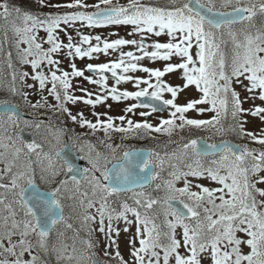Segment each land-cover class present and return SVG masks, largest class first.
Masks as SVG:
<instances>
[{"label":"snow or ice","instance_id":"snow-or-ice-1","mask_svg":"<svg viewBox=\"0 0 264 264\" xmlns=\"http://www.w3.org/2000/svg\"><path fill=\"white\" fill-rule=\"evenodd\" d=\"M35 2L0 3V123L23 102L82 131L58 130L59 167L2 145L0 264H264V0ZM161 136L170 154L134 143Z\"/></svg>","mask_w":264,"mask_h":264},{"label":"rangeland","instance_id":"rangeland-1","mask_svg":"<svg viewBox=\"0 0 264 264\" xmlns=\"http://www.w3.org/2000/svg\"><path fill=\"white\" fill-rule=\"evenodd\" d=\"M21 1L22 0H9L10 3L17 4V5L20 4ZM2 2H4V0H0V3H2ZM89 2H92V0H89ZM114 2H115V0H114ZM119 2L121 4H125V3L128 2V0H119ZM43 11L47 12V11H50V9H43ZM87 31H94L95 33H99L102 36H107L110 39H115L116 37L111 35V33L119 32L120 36L124 37V36H126V31L127 30L122 28V27L111 26V27H108V28H101V29L87 30ZM2 39H3V33L0 32V40H2ZM79 63L80 62L78 61V64ZM166 79H169L173 83L177 82V80H176V78L174 76H169ZM88 87H91V86H88ZM191 95H193V93H191V92L186 93L183 97H181V102H183V100L187 99ZM2 98H4V97H3L2 94H0V99H2ZM109 103L112 104V109L110 111V114L116 116V115H122L123 114V109L130 102L125 101V102H123L122 106H119V104H117L116 102H113V101H109ZM257 103H259V101H257ZM26 105L31 110H40V109H32L27 103H26ZM245 107L247 108V107H249V105L246 104ZM45 110H47V109H45ZM98 110L99 111H103L102 107L100 109H98ZM74 111H75V109H74ZM85 111H86V114H87V109H85ZM89 118H91V117H89ZM137 119H139V117H137ZM153 122H155L154 119H153ZM259 123L260 122L258 120L250 118V123H249L248 127H249L250 130H257V128L259 126ZM1 124H3V125H1ZM11 127H13L11 122L0 123V151H4V149L2 147L3 144H9L10 146L12 145L11 144V139H12V128ZM34 127L35 126H33V128ZM4 129H7V131H5ZM59 129L60 128L48 131L47 129H44L43 127H40L38 129V131L36 132V139H35V142L41 144L43 147H46L49 144V149L48 150H49V153L52 155V162L57 167H59V165L62 163V162H59L57 160H54V158H55L54 152L57 150V147H58L57 146V141H56V135H57ZM65 136H66V134H65ZM162 137L163 136L158 137V139H160ZM241 142L243 143V142H247V141H241ZM51 146H52L53 149L55 148L54 152L51 151V149H50ZM99 151H101V150H99ZM101 152H106V151L103 149ZM20 162L24 163V161L21 158H20ZM36 162H37L36 164H34L35 163L34 162V163H32V165H33V167H35L37 169L38 172H39V169H40L41 165L47 166V164H48V161L45 160L43 157H42V159H39ZM0 167H2V165H0ZM161 175H162V177L166 178L167 173L164 172V173H161ZM203 183H207V181H204ZM178 186H182V184L178 185ZM258 186L259 187H264V185H258ZM69 222L70 223H75L77 229H79V224H78L77 221L70 220ZM121 226H123V225H121ZM80 232L84 235L83 236L84 238H81V240L88 239L87 234H86V230H80ZM97 238H98V234L93 237V239H97ZM125 238L126 237H124L123 234H122V240L125 239ZM76 246H77L78 249L82 248V245L80 244V242ZM121 250H122V254L125 255V258H127V249L124 247L123 243L121 244ZM46 260H47V264H67L66 261L58 262L56 260L55 254H51L49 257L46 258Z\"/></svg>","mask_w":264,"mask_h":264},{"label":"flooded vegetation","instance_id":"flooded-vegetation-1","mask_svg":"<svg viewBox=\"0 0 264 264\" xmlns=\"http://www.w3.org/2000/svg\"><path fill=\"white\" fill-rule=\"evenodd\" d=\"M17 99H19V98H17ZM122 105H123V102L119 103V106H122ZM20 110L22 112L26 113L27 115H30V117L29 118L21 117L20 121L16 125H13V140H12V143L14 142L15 147H17L18 145L23 147V144H26V142L23 140V136H22L23 132L30 133L33 136V140L32 141H35L36 132L38 131V129L36 127L33 128V126H35L36 122H40L41 119L43 120L42 123H41V127H43L44 129H47L48 131L50 129L53 130L54 126H55L54 125L55 124L54 123L55 117H52L50 119L49 118L50 116H48V114L59 115L58 113L52 112L50 110L49 111H47V110H45V111L44 110H40V111L39 110H31V109H29L27 107L26 103H23V102H21ZM102 110L103 111H107V109L103 108V107H102ZM41 115H43V116H41ZM62 118L65 119L64 117H62ZM24 121L31 122V126L26 125L24 123ZM66 124L68 126H64L65 123L61 122L59 124V126L57 128H55V129H58V128H65L66 130L67 129H74V131L76 132L77 126H74L71 123H66ZM66 138H67V132H66L65 139ZM101 138H102V136H101ZM42 157H43V154L38 156L36 153H28L27 149L23 148V151L21 153V157L20 158L24 162H31V163L35 162L34 164H36L37 163L36 161L39 160V159H42ZM54 160L59 161L56 157L54 158ZM59 162H62V161H59Z\"/></svg>","mask_w":264,"mask_h":264},{"label":"trees","instance_id":"trees-1","mask_svg":"<svg viewBox=\"0 0 264 264\" xmlns=\"http://www.w3.org/2000/svg\"><path fill=\"white\" fill-rule=\"evenodd\" d=\"M18 5L22 6L27 11H36L38 7L35 0H22L20 4ZM228 138H231V137H228ZM173 139H178V138L174 137ZM151 145H153V143L151 142L144 144V146H151ZM136 146H137V143H136ZM176 147L177 145L175 143H169L168 139H166L164 143H162L156 149V151L160 152L162 155H164L166 152L170 154L173 150H175Z\"/></svg>","mask_w":264,"mask_h":264},{"label":"water","instance_id":"water-1","mask_svg":"<svg viewBox=\"0 0 264 264\" xmlns=\"http://www.w3.org/2000/svg\"><path fill=\"white\" fill-rule=\"evenodd\" d=\"M19 112H20V114H21V116H25L20 110H19ZM24 139L28 142V141H30L31 140V135L29 134H24ZM81 166H83V164L81 165Z\"/></svg>","mask_w":264,"mask_h":264}]
</instances>
